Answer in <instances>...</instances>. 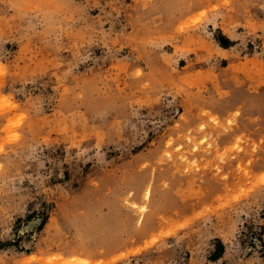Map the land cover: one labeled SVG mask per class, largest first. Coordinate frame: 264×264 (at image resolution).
Segmentation results:
<instances>
[{
    "label": "rangeland",
    "instance_id": "rangeland-1",
    "mask_svg": "<svg viewBox=\"0 0 264 264\" xmlns=\"http://www.w3.org/2000/svg\"><path fill=\"white\" fill-rule=\"evenodd\" d=\"M0 264H264V0H0Z\"/></svg>",
    "mask_w": 264,
    "mask_h": 264
}]
</instances>
